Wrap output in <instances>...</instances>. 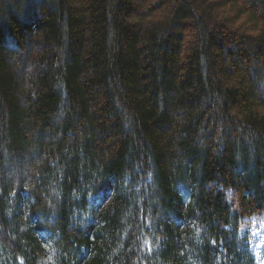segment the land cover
Returning a JSON list of instances; mask_svg holds the SVG:
<instances>
[{
  "label": "trees",
  "instance_id": "obj_1",
  "mask_svg": "<svg viewBox=\"0 0 264 264\" xmlns=\"http://www.w3.org/2000/svg\"><path fill=\"white\" fill-rule=\"evenodd\" d=\"M264 0H0V264H257Z\"/></svg>",
  "mask_w": 264,
  "mask_h": 264
},
{
  "label": "rangeland",
  "instance_id": "obj_2",
  "mask_svg": "<svg viewBox=\"0 0 264 264\" xmlns=\"http://www.w3.org/2000/svg\"><path fill=\"white\" fill-rule=\"evenodd\" d=\"M252 220V248L255 253L257 263L264 264V220L260 218Z\"/></svg>",
  "mask_w": 264,
  "mask_h": 264
}]
</instances>
